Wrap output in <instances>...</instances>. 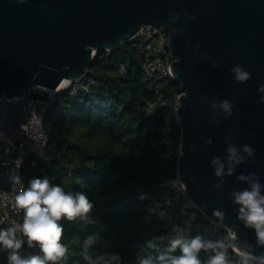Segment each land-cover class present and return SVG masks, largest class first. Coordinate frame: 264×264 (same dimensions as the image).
<instances>
[{"label": "water", "instance_id": "water-1", "mask_svg": "<svg viewBox=\"0 0 264 264\" xmlns=\"http://www.w3.org/2000/svg\"><path fill=\"white\" fill-rule=\"evenodd\" d=\"M173 13L180 19L170 24ZM186 14L196 19L186 22ZM148 24L169 33L172 80L184 89L176 114L182 129L179 182L186 198L232 230L235 243L255 247V233L237 219L230 194L247 187L236 179L241 173H256L264 185V93L258 91L264 85V0H0V102L6 95L27 105L35 87L57 90L64 81L82 79L98 53L133 42L139 27ZM173 27L179 31L173 33ZM236 64L251 73L246 83L235 81ZM224 99L234 105L231 116L211 107ZM209 137L212 143L205 145ZM226 137L256 154L213 189L218 178L210 161L226 156ZM262 252L264 247H256L255 254Z\"/></svg>", "mask_w": 264, "mask_h": 264}, {"label": "trees", "instance_id": "trees-1", "mask_svg": "<svg viewBox=\"0 0 264 264\" xmlns=\"http://www.w3.org/2000/svg\"><path fill=\"white\" fill-rule=\"evenodd\" d=\"M87 76L84 80L96 83L89 92L72 95L71 88L60 92L45 120L51 162L29 156L22 178L26 187L33 177L48 178L66 192L85 193L93 203L86 221H61L62 243L69 249L66 264H85L83 240L93 233L102 237L94 252H117L124 264H137L146 240L158 237L163 250L171 238L167 219L148 217L146 195L137 188L156 191L160 139L165 134L176 139L182 135L176 104L184 89L174 80L160 81L164 105L149 114L147 104L156 95L133 42L113 53H98ZM56 165L61 172L53 179ZM64 177L67 183L62 182ZM225 236L222 230L202 237L215 241ZM7 257L0 246V264H8ZM229 257L237 264L239 257L231 249ZM200 258H205L203 251Z\"/></svg>", "mask_w": 264, "mask_h": 264}, {"label": "clouds", "instance_id": "clouds-1", "mask_svg": "<svg viewBox=\"0 0 264 264\" xmlns=\"http://www.w3.org/2000/svg\"><path fill=\"white\" fill-rule=\"evenodd\" d=\"M19 2L24 3L25 0ZM179 19L180 15L173 13L169 23L175 24ZM195 19V16L186 14V22ZM171 31L177 33L179 30L173 27ZM213 66H218V62L214 61ZM231 72L237 83H246L251 78V73L240 64L234 65ZM258 91L264 93V85ZM260 102L264 103V96H261ZM211 107L214 111L219 109L225 116H231L234 105L224 99L213 100ZM218 116L219 113L211 116L209 123H214ZM225 141L228 145L226 156L223 159L217 156L210 161L214 176L218 178V183L212 185L213 189H219L226 176L231 177L238 165L244 164L247 158H254L256 154L248 144L237 148L228 142L227 137ZM204 143L210 145L211 138H206ZM189 148L196 150L194 144H190ZM236 179L247 187L233 191L230 195L233 204L238 206L237 219L255 233V247L247 241L235 243L237 237L232 230H229L228 236L212 241L205 240L201 235L186 238L183 230L177 228L163 250L158 237L146 240L144 254L137 259V264H232L230 249L239 257L237 264H264V252L255 254L256 247H264V185L256 173H241ZM13 181L19 183V178L13 177ZM14 206L23 212L22 222L17 224L13 221L10 227L0 229V246L8 253V264H66L69 249L62 243L64 227L61 221H86L93 209V203L85 193L66 192L48 178L31 179L26 188L16 192ZM218 215L223 218L224 213L219 212ZM101 240L98 233L90 234L83 240L81 256L85 264H124L117 252L93 251ZM25 243L28 248H38L39 251L22 254ZM177 250L179 254H175ZM201 251L205 253L204 259L200 258Z\"/></svg>", "mask_w": 264, "mask_h": 264}, {"label": "built area", "instance_id": "built-area-1", "mask_svg": "<svg viewBox=\"0 0 264 264\" xmlns=\"http://www.w3.org/2000/svg\"><path fill=\"white\" fill-rule=\"evenodd\" d=\"M168 40L169 33L153 24L140 26L133 40L137 44L141 57L142 72L156 95L147 104L148 113L151 115L156 114L164 105L160 81L173 79L171 64L174 59L168 48ZM95 84L94 80L86 81L83 77L76 82L69 81L67 86L57 90L35 87L27 105H24L21 98L2 96L0 102V229L10 227L13 221L17 224L22 222L23 212L15 208L14 196L19 189L26 188L22 170L28 157L36 156L44 163L51 162L52 156L48 151L50 139L44 124L50 110L57 102L58 94L70 88L72 95L88 93ZM176 107L178 108V98ZM181 144L182 135L178 139L169 134L162 136L158 175L154 180L156 191L149 193L150 187L137 188L141 194L146 195L148 217L150 219L166 218L170 237L175 234L177 228L183 230L186 238L195 235L219 234L224 229L205 217L186 198V187L179 182ZM13 177H18L19 183H14ZM224 231L228 236L229 232ZM38 251V248H28L26 243L21 249L22 254Z\"/></svg>", "mask_w": 264, "mask_h": 264}, {"label": "rangeland", "instance_id": "rangeland-1", "mask_svg": "<svg viewBox=\"0 0 264 264\" xmlns=\"http://www.w3.org/2000/svg\"><path fill=\"white\" fill-rule=\"evenodd\" d=\"M134 43V45L137 47V44L135 43V42H133ZM144 77H145V79H146V76L144 75ZM86 79H88V76L87 77H85ZM61 172V166L60 165H56L55 166V168H54V171H53V176H52V178L53 179H55V178H57L58 176H59V173ZM62 182H64V183H67L68 182V179L66 178V177H64L63 179H62ZM154 185H156V184H154ZM153 185V186H154Z\"/></svg>", "mask_w": 264, "mask_h": 264}, {"label": "bare ground", "instance_id": "bare-ground-1", "mask_svg": "<svg viewBox=\"0 0 264 264\" xmlns=\"http://www.w3.org/2000/svg\"><path fill=\"white\" fill-rule=\"evenodd\" d=\"M69 84V81H64L62 83V85L60 86V88H64L65 86H67Z\"/></svg>", "mask_w": 264, "mask_h": 264}]
</instances>
